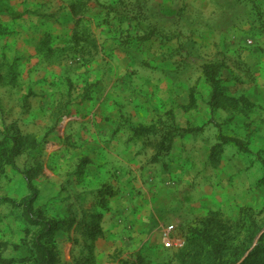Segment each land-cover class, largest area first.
I'll return each instance as SVG.
<instances>
[{"label": "rangeland", "instance_id": "obj_1", "mask_svg": "<svg viewBox=\"0 0 264 264\" xmlns=\"http://www.w3.org/2000/svg\"><path fill=\"white\" fill-rule=\"evenodd\" d=\"M39 1L44 6L42 15L48 16L51 0ZM158 1L85 0L86 16L96 14L98 20H86L83 27L90 32L85 40L86 59L91 60L96 43L102 65L110 63L111 45H118L119 51L133 44L140 47L136 40L144 35L163 39L178 36L182 53L177 63L187 66L195 52L186 39L199 34L203 44H213L212 48L202 46L192 70L198 78L196 99L191 96L195 107H190L189 87L183 83L178 98L181 111L176 114L173 109L151 113L150 107L142 104H135L131 114L166 116L157 121L159 128L135 126L133 132L136 137L153 132L165 141L168 155L162 158L166 170L174 169L178 175L180 214L164 220L168 222L164 225L168 241L161 249L128 244L97 249L87 245L80 230L84 210L81 192L68 183L59 185V191L49 189L31 173L35 169L50 171L61 160L57 153L65 141L57 130L61 121L37 128L26 103L21 107L4 102L10 89L4 84L14 81L20 86L16 57L4 48L0 51V264H37L33 245L41 231L44 243L54 253L55 264H231L238 259L239 263L264 231V107L252 103L243 89L244 83L257 76L244 68L245 54L257 52L264 57V0H226L228 9L217 8L215 17H203L196 23L187 16L188 5L170 21L153 17L159 13ZM160 7L163 14L169 10ZM76 26L78 31L81 27ZM9 34L8 29L3 30V36ZM77 51L71 48L70 53L76 56ZM63 54L60 50L58 58ZM207 65L220 69L222 95L217 96L219 103L214 108L209 84L201 82ZM25 95L33 100L39 97L37 89L32 88ZM148 101L151 99L142 102ZM90 109L89 114L95 110ZM174 115H182V129L176 126ZM232 139L241 142L243 148L230 143ZM188 144L192 146L190 151H179ZM174 146L177 149L172 152ZM28 178L32 179L33 190ZM47 195L51 198L46 200ZM28 205L33 207V219L41 225L28 221ZM262 244L264 232L254 249Z\"/></svg>", "mask_w": 264, "mask_h": 264}, {"label": "crops", "instance_id": "obj_2", "mask_svg": "<svg viewBox=\"0 0 264 264\" xmlns=\"http://www.w3.org/2000/svg\"><path fill=\"white\" fill-rule=\"evenodd\" d=\"M220 2L159 0V13L153 17L170 21L177 18L182 6L188 5L187 16L196 23L203 17H215L217 8L228 9L226 0ZM161 5L168 12L163 14ZM43 8L39 0H0V51L5 48L16 57L14 66L20 84H4L10 88L4 102L19 103L21 107L26 103L37 128L61 121L57 130L65 140L57 149L61 160L50 171L41 169L36 179L41 178L55 191L64 183L75 186L81 192L84 209L81 223L92 214L103 216L99 223L101 236L93 242L84 239L87 245L97 249L126 244L161 249L168 241L164 226L168 222L164 220L180 214V183L174 169L166 170L162 158L168 155L165 141L161 142L153 132L136 137L133 130L135 126L159 128L157 121L166 116L131 114L135 104L150 107L155 114L170 109L176 114L181 111L178 98L183 83L189 87L190 107H195L191 96L196 99L198 78L192 70L202 46L212 48L213 44H203L199 34L186 39L195 52L187 66L177 63L182 53L178 36L163 39L144 35L136 40L140 47L133 44L119 51L118 45H111L110 63L102 65L96 43L91 60L86 59L85 40L90 32L83 25L90 19L96 22L98 17L86 16L85 0H51L47 4L48 16L42 15ZM76 25L81 27L78 31ZM6 29L10 34L3 36ZM71 48H78L76 56L70 53ZM60 50L64 51L61 59ZM259 55L254 52L244 56V68L257 76L244 83L243 89L252 103L264 107V57ZM201 82L207 83L205 75ZM30 88L38 91L35 100L25 95ZM150 99L148 104L142 102ZM91 107L95 110L89 114ZM174 116L176 126L182 129V115ZM51 131L53 136L55 132ZM191 148L188 144L179 151ZM176 149L174 146L172 152Z\"/></svg>", "mask_w": 264, "mask_h": 264}, {"label": "trees", "instance_id": "obj_3", "mask_svg": "<svg viewBox=\"0 0 264 264\" xmlns=\"http://www.w3.org/2000/svg\"><path fill=\"white\" fill-rule=\"evenodd\" d=\"M204 75L207 79V83L212 87V97H211V103L213 108L218 105V98L222 95L220 92V80L218 79V73L220 72L219 67L214 66V65H207L203 68ZM217 100V101H216ZM218 102V103H215ZM229 143V141H226ZM230 143H233L236 147H239L240 149L243 148V145L241 142L237 140H231ZM31 173H34L36 177L39 175L40 171L39 169L32 170ZM29 180V187L31 190H33L32 187V179L28 178ZM35 193V192H34ZM34 196L32 197V200L36 198ZM25 214L27 216L28 221L30 224L39 226L41 225L39 221H36L33 219V207L31 205H28L25 207ZM103 216L102 215H95L92 214L90 216H87L84 222L81 223V228L80 230L83 231V236L85 237V240H90V241H95L98 237L101 236L100 229H99V223L102 220ZM73 224V222H72ZM52 225L51 228L52 229ZM48 228H45L44 230H47ZM43 231L40 232V234L37 235V238L34 241V250L37 255V264H55V256L53 251L49 248L48 245H46L42 239L43 237ZM215 248H217V245H214ZM238 260H235L231 264H236ZM241 264H264V244L256 247L254 250L251 251L249 256L242 262Z\"/></svg>", "mask_w": 264, "mask_h": 264}, {"label": "water", "instance_id": "obj_4", "mask_svg": "<svg viewBox=\"0 0 264 264\" xmlns=\"http://www.w3.org/2000/svg\"><path fill=\"white\" fill-rule=\"evenodd\" d=\"M264 232V231H263ZM263 232L261 233V235L263 234ZM261 235L258 237V239L256 240L254 246L246 253V255L241 259V261L237 264H241L242 262H244V260L249 256V254L251 253V251L254 249V247L257 245V243L259 242V239L261 237Z\"/></svg>", "mask_w": 264, "mask_h": 264}, {"label": "built area", "instance_id": "obj_5", "mask_svg": "<svg viewBox=\"0 0 264 264\" xmlns=\"http://www.w3.org/2000/svg\"><path fill=\"white\" fill-rule=\"evenodd\" d=\"M249 44L251 45L252 44V41H249Z\"/></svg>", "mask_w": 264, "mask_h": 264}]
</instances>
